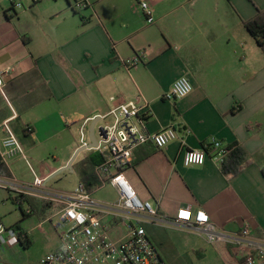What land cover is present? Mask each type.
<instances>
[{
	"label": "crops",
	"instance_id": "0c3cea01",
	"mask_svg": "<svg viewBox=\"0 0 264 264\" xmlns=\"http://www.w3.org/2000/svg\"><path fill=\"white\" fill-rule=\"evenodd\" d=\"M20 1L22 7H13L10 0H0V144L3 122L16 114L11 125L28 160L21 156L11 160V176L24 167L31 175L26 182L34 181L32 171L48 180L80 149L83 125L90 144V127L98 123L94 137L95 144L100 143L99 128L111 124L107 123L112 118L111 97L125 103L140 94L149 105V114L142 115L147 131L173 127L179 137L162 149L152 144L137 147L123 171L138 197L158 210L161 222H144L153 242L163 244L160 235L167 228L206 239L190 226L176 224L178 211L187 208L205 211L227 232L239 233L249 226L252 238L264 241L263 229L228 226L233 220L236 224L232 202L248 200L255 211V186L264 190V53L242 24L264 9V0H146L153 7L154 24H146L139 0ZM82 1L88 7L79 11L76 5ZM197 8L202 14L198 17ZM220 8H227L226 15L235 24H209L206 14ZM138 53L142 63L128 72L123 61ZM183 76L191 81L193 92L183 99H165ZM212 138L243 148L251 165L232 178L211 158L204 166H184L183 152L204 149ZM50 156L53 163L41 162ZM106 159L107 152L95 149L79 154L73 163L79 184L86 186L81 170L97 177V168ZM109 186L113 187L93 190L94 197ZM13 192L8 190L10 197ZM115 194V199H96L113 203L116 190ZM15 198V204L20 200L31 210L22 212L24 219L39 213L49 221L61 209L30 197ZM105 222L114 224L112 217ZM127 230L114 225L111 236L119 239ZM212 245L224 264H244L226 244Z\"/></svg>",
	"mask_w": 264,
	"mask_h": 264
},
{
	"label": "built area",
	"instance_id": "2783aa9c",
	"mask_svg": "<svg viewBox=\"0 0 264 264\" xmlns=\"http://www.w3.org/2000/svg\"><path fill=\"white\" fill-rule=\"evenodd\" d=\"M41 1L43 0H33L34 4ZM10 2L13 7H22L20 0ZM137 6L144 14L146 22L154 24V10L151 4L146 0H139ZM87 7L88 3L85 1L76 5L79 11ZM141 63V53L123 61L128 72ZM1 92L4 94L2 88ZM192 92L191 81L183 76L174 82L164 98L174 101L186 98ZM110 100L113 107L109 116L113 118V122L103 126L104 135L95 148L101 153L107 152V159L97 168L96 174L100 187L112 185L115 188L118 195L115 202L98 201L94 197V192L82 183L72 192L60 195L50 193L47 181L36 176L34 171L32 172L35 179L32 183L21 182L13 176L0 175V188L14 191L18 196L61 206L57 214L60 221L58 227L65 229L60 235L61 245L56 251L45 255L38 264H167L144 227V222L162 221L158 210L151 203L143 202L138 197L123 171L130 165L133 151L137 147L152 144L159 149L165 148L179 138L178 132L173 127L156 133L148 132L142 115L149 114V105L140 94L136 99L125 103H118L116 97H111ZM16 118L14 114L2 124L5 136L0 144V157L7 166L18 156L28 162L24 148L11 125ZM85 126L86 124L81 128L80 148L88 146ZM32 131L33 129L28 126L27 132ZM209 145L212 148L211 153L204 149L185 150L184 166H204L208 158H211L222 168L229 154L227 146L216 138H212ZM17 204L21 212H31L23 211L20 200ZM108 217L114 220L112 227L105 222ZM175 222L180 226H190L204 235L210 244H229L247 249L248 255L244 264H264V241L253 239L249 226L239 233L227 232L219 229L205 211L193 212L191 208L179 210ZM114 225L127 227L128 230L122 237L115 239L111 236ZM7 232L4 227H0V242H8L5 239ZM10 233L12 236L16 235L14 230H10Z\"/></svg>",
	"mask_w": 264,
	"mask_h": 264
},
{
	"label": "rangeland",
	"instance_id": "374dc122",
	"mask_svg": "<svg viewBox=\"0 0 264 264\" xmlns=\"http://www.w3.org/2000/svg\"><path fill=\"white\" fill-rule=\"evenodd\" d=\"M199 10V8L194 9L196 17L202 15ZM226 10L227 8L224 11L220 8V11L212 9V12H208L206 15L209 24H235L233 19L226 15ZM228 10L231 14V10ZM261 11H264V9H261ZM196 17L194 18L195 22L198 20H196ZM112 122L113 119L110 118L107 123ZM74 134L79 141V132L76 131ZM41 162L51 164L54 162V158L50 156L48 159L44 158ZM41 162H39V165H41ZM16 175L21 182L31 179L28 169L25 170L24 167L18 168ZM46 185L50 193L60 195L74 191L79 185V178L74 171L66 170L47 181ZM246 189H249L248 184ZM255 189L257 203L252 202L255 211L251 209L248 200L240 198L236 204L233 201L231 207L233 208L232 213L236 217V224L233 220L228 222V226L243 227L248 224L254 232L259 229L264 230V190L257 185ZM17 196L18 194L13 192L10 197L8 190L0 188V227H4L8 231L5 234V239L8 242H0V263L38 264L43 256L60 247V235L65 229L58 227L60 223L58 218L45 221L46 218H41L39 213L24 219L19 205L13 202V198L16 199ZM96 198L115 199V190L110 186L99 190L96 193ZM23 209L26 211L28 209L27 205ZM48 215L51 216V212ZM256 216L257 218H255ZM17 225L28 234L31 242L30 246H23L18 241L17 235H11L10 230H13ZM160 238L163 244H160L157 240L155 244L167 264H224L216 246L208 243L203 236L195 232H189L181 228H167L162 231Z\"/></svg>",
	"mask_w": 264,
	"mask_h": 264
},
{
	"label": "trees",
	"instance_id": "16d2710c",
	"mask_svg": "<svg viewBox=\"0 0 264 264\" xmlns=\"http://www.w3.org/2000/svg\"><path fill=\"white\" fill-rule=\"evenodd\" d=\"M77 14L81 12L75 11ZM84 19V18H83ZM244 26L249 34L255 39L258 46L264 53V11L259 10L258 13L251 19L244 21ZM204 149L208 152H212L210 145H205ZM229 151L228 156L226 157L223 166L222 172L227 177H235L241 173L246 167L251 165L252 161L248 153L239 146H227ZM0 175L11 176V173L8 169V166L2 161L0 157ZM81 182L85 183L87 188L91 191L98 189L100 187V181L97 179L93 171H80ZM20 243L23 246H30L31 242L28 234L21 229L19 225L13 228ZM25 242V243H24ZM227 251L233 255V257L240 261H245L246 256L248 255V250L241 248L236 245H225Z\"/></svg>",
	"mask_w": 264,
	"mask_h": 264
},
{
	"label": "water",
	"instance_id": "95a60500",
	"mask_svg": "<svg viewBox=\"0 0 264 264\" xmlns=\"http://www.w3.org/2000/svg\"><path fill=\"white\" fill-rule=\"evenodd\" d=\"M98 123L97 122H93L91 127H90V144H88L87 147H84V148H80L76 154L73 156L72 160L70 161L69 165L64 168L63 170L61 171H58L54 176H52L51 178H49L47 181H49L50 179H52L53 177H55L56 175L62 173L63 171H66V170H71V171H74L73 170V163L75 162V160L77 159V157L79 156V154L87 151V150H92V149H95L97 147V144L96 143V138L94 137V133H95V128H96V125ZM99 132V136H103L104 135V131H103V127L99 128L98 130Z\"/></svg>",
	"mask_w": 264,
	"mask_h": 264
},
{
	"label": "snow or ice",
	"instance_id": "6c2138e0",
	"mask_svg": "<svg viewBox=\"0 0 264 264\" xmlns=\"http://www.w3.org/2000/svg\"><path fill=\"white\" fill-rule=\"evenodd\" d=\"M182 215H186L185 213H181Z\"/></svg>",
	"mask_w": 264,
	"mask_h": 264
}]
</instances>
